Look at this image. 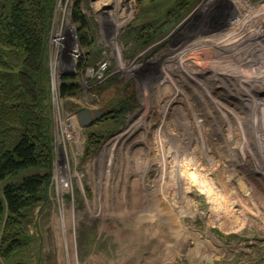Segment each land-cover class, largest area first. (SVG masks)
<instances>
[{"label": "rangeland", "instance_id": "rangeland-1", "mask_svg": "<svg viewBox=\"0 0 264 264\" xmlns=\"http://www.w3.org/2000/svg\"><path fill=\"white\" fill-rule=\"evenodd\" d=\"M235 5L55 0L51 178L0 264H264V0Z\"/></svg>", "mask_w": 264, "mask_h": 264}, {"label": "trees", "instance_id": "trees-1", "mask_svg": "<svg viewBox=\"0 0 264 264\" xmlns=\"http://www.w3.org/2000/svg\"><path fill=\"white\" fill-rule=\"evenodd\" d=\"M54 3L0 0V260L12 258L25 245V214L42 201L51 178V118L45 104L43 58ZM79 6L78 2L73 19L82 33L88 24ZM72 80L63 78L62 97L75 89ZM37 169L44 172L32 171ZM25 172L30 174L7 183Z\"/></svg>", "mask_w": 264, "mask_h": 264}, {"label": "water", "instance_id": "water-1", "mask_svg": "<svg viewBox=\"0 0 264 264\" xmlns=\"http://www.w3.org/2000/svg\"><path fill=\"white\" fill-rule=\"evenodd\" d=\"M105 116L103 111H83L74 118L73 123L77 126L79 125L81 128H87L91 126L94 122L99 121Z\"/></svg>", "mask_w": 264, "mask_h": 264}, {"label": "bare ground", "instance_id": "bare-ground-1", "mask_svg": "<svg viewBox=\"0 0 264 264\" xmlns=\"http://www.w3.org/2000/svg\"><path fill=\"white\" fill-rule=\"evenodd\" d=\"M232 2L234 3V4H236L235 6H238L239 7V9H240V0H232ZM242 4V3H241ZM238 7H237V10H238ZM250 7L248 6L247 7V9H249ZM240 11H241V9H240ZM258 28V27H257ZM260 29V28H259ZM258 29V30H259ZM261 33V32H260ZM263 87V89L261 90V91H264V86H262ZM200 113V112H199ZM211 117H212V115H211ZM192 122V121H191Z\"/></svg>", "mask_w": 264, "mask_h": 264}]
</instances>
